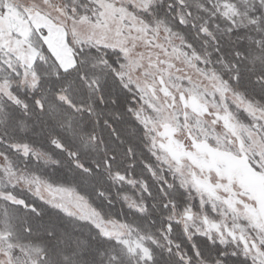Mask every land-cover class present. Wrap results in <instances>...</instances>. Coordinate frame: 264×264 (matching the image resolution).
Masks as SVG:
<instances>
[{
  "label": "trees",
  "instance_id": "16d2710c",
  "mask_svg": "<svg viewBox=\"0 0 264 264\" xmlns=\"http://www.w3.org/2000/svg\"><path fill=\"white\" fill-rule=\"evenodd\" d=\"M143 16L148 22L162 20L207 58L208 66L222 80L264 104V84L256 83L264 78V48L258 46L264 44V0H165ZM33 41L42 55L34 63L39 82L34 87L12 86L20 102L0 94V154L16 170L76 190L106 218L131 223L160 242L168 235V245L148 241L151 259L144 264H188L179 251L190 258V264L200 259L249 264L241 254L220 256L230 252L231 245L205 235L191 240L183 225L171 220L172 203L183 209L188 195L169 188L150 171L149 166L157 169L158 163L148 147L145 128L133 112L139 95L133 87L122 86L116 73L126 62L121 51L76 48V65L64 69L41 34L35 33ZM236 50L242 59L237 60ZM105 53L110 61L107 67L101 64ZM233 62L239 66V83L232 79L236 69L229 71ZM6 79L19 81L20 75L11 72ZM15 144H26L43 155H25ZM116 173L133 182L116 180ZM6 189L24 201L10 204L11 231L17 237L15 243L28 242L36 251L32 255L36 264H139L122 242L105 236L89 221L67 214L26 189L9 183ZM131 200L143 202L145 210L132 206ZM33 205L40 215L31 211ZM113 255L118 259L113 261Z\"/></svg>",
  "mask_w": 264,
  "mask_h": 264
},
{
  "label": "rangeland",
  "instance_id": "374dc122",
  "mask_svg": "<svg viewBox=\"0 0 264 264\" xmlns=\"http://www.w3.org/2000/svg\"><path fill=\"white\" fill-rule=\"evenodd\" d=\"M164 1L98 0L102 15L94 21L86 17L73 19L63 9L68 0H0V94L20 102L12 86L20 83L34 87L39 82L34 63L42 55L34 45L35 33L41 34L64 69L76 65V48L93 46L121 51L126 62L116 73L124 86L133 87L139 95L133 112L145 128L148 147L158 163L157 169L149 166L150 171L169 188H179L188 195L189 202L183 209L172 203L171 220L183 225L189 239L205 235L213 241H225L223 245H231L230 251L237 250L239 254L237 242L241 236L264 231V209L254 199L245 196L237 199L220 190L212 193L197 184L194 175L198 173L192 162L173 158L163 146L165 139L160 131L168 124L177 128L180 136L191 130L197 138L215 147L234 150L256 169L259 165L258 172L264 180V157L260 161L252 158L253 149L264 152V140L249 126V117L264 119V104L249 99L222 80L208 66L209 60L162 20L145 19V11ZM79 3L87 4L88 0ZM181 17L185 18L183 14ZM11 72L20 75V80L6 79ZM181 94L193 96L209 113L185 108ZM15 148L25 155L31 152L43 155L26 144H15ZM115 179L133 182L121 173H116ZM7 183L94 224L105 236L122 242L139 264L151 257L148 241L160 242L131 223L106 218L76 190L16 170L0 154V264L37 263L32 256L36 251L28 242H14L10 204L24 201L6 189ZM143 186L147 189L145 182ZM2 200L8 204L1 205ZM131 204L141 210L146 208L143 202L131 200ZM161 242L168 245V235ZM179 254L190 264L189 257L181 251ZM197 264L216 263L200 259Z\"/></svg>",
  "mask_w": 264,
  "mask_h": 264
},
{
  "label": "flooded vegetation",
  "instance_id": "af4514ba",
  "mask_svg": "<svg viewBox=\"0 0 264 264\" xmlns=\"http://www.w3.org/2000/svg\"><path fill=\"white\" fill-rule=\"evenodd\" d=\"M160 82L164 84L163 79ZM180 100L185 108L190 107L196 113H209L193 96L181 94ZM160 134L165 139L164 148L173 158L192 162L198 173L194 175L197 184L212 193L220 190L237 199L240 196L254 199L264 209V180L245 156L215 147L197 138L191 130L180 136L178 129L168 124L162 126ZM250 208L255 210L253 206Z\"/></svg>",
  "mask_w": 264,
  "mask_h": 264
},
{
  "label": "snow or ice",
  "instance_id": "6c2138e0",
  "mask_svg": "<svg viewBox=\"0 0 264 264\" xmlns=\"http://www.w3.org/2000/svg\"><path fill=\"white\" fill-rule=\"evenodd\" d=\"M172 5H169V8H171ZM102 5L98 3V0H88L87 4H81L79 3V0H68L66 4L63 5V9L66 13L72 16L73 19H82V18H88L90 20L98 21L102 15L101 12ZM255 23V21H253ZM229 33L232 31V29H228ZM218 43V42H217ZM259 47L264 48V44H258ZM103 47H108L107 45H103ZM114 51H118L117 49H112ZM216 51L219 52V47L216 48ZM237 60L243 58V54L236 50L234 53ZM110 61H108L107 54L105 53L101 57V64L103 67H107ZM232 68H235L236 71L232 76V79L239 83L240 81V71L239 66L233 62V65L229 68V71L232 70ZM109 71H112L111 68L108 69ZM257 84H264V78H258L256 81ZM124 86V85H122ZM126 87V86H125ZM115 102V101H113ZM38 107L43 110V105L39 101H37ZM264 111V109H262ZM249 126L252 127L253 131H256L258 135L261 136V139L264 140V119H253L252 117H249ZM264 157V152H257L255 149L252 150V158L256 159L257 161H260L261 158ZM110 159H115V157H111ZM257 170H259V165L256 166ZM167 207V205H165ZM31 211L35 212L36 215H40V211L33 205L31 207ZM29 231L31 229H28ZM52 234L51 232L49 233ZM209 240H211V237H209ZM222 244H225V241H221ZM195 249V246H194ZM237 249L239 250V254L243 255L245 260L249 262V264H264V231H260L256 233L255 235L249 234L248 237L241 236L240 241L237 242ZM171 249H169V252ZM196 255L198 258H200V252L199 249H195ZM238 254L237 250H232L230 252H221V257H227L229 255L236 256ZM147 255V253H146ZM113 261L117 260L118 258L113 255L111 257ZM151 259V257H149ZM216 264H223L222 260H217Z\"/></svg>",
  "mask_w": 264,
  "mask_h": 264
}]
</instances>
